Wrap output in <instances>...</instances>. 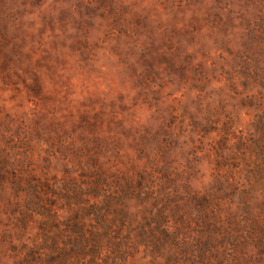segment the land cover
Masks as SVG:
<instances>
[{"label": "rangeland", "instance_id": "374dc122", "mask_svg": "<svg viewBox=\"0 0 264 264\" xmlns=\"http://www.w3.org/2000/svg\"><path fill=\"white\" fill-rule=\"evenodd\" d=\"M263 138L264 0H0L9 170L144 175L162 196L215 195L225 219L241 214L229 184L245 182ZM11 180L0 181V264L19 262L4 241Z\"/></svg>", "mask_w": 264, "mask_h": 264}, {"label": "trees", "instance_id": "16d2710c", "mask_svg": "<svg viewBox=\"0 0 264 264\" xmlns=\"http://www.w3.org/2000/svg\"><path fill=\"white\" fill-rule=\"evenodd\" d=\"M249 149L253 165L245 182L235 174L229 184L241 214L225 219L215 195L185 187V194L162 196L163 188L145 184L144 175L135 180L95 170L80 179L40 180L9 170L0 158L1 185L12 177L14 200L13 233L7 230L4 241L18 264H252L244 252L250 246L264 263V138ZM226 167L239 168L218 163ZM238 253L246 257L239 260Z\"/></svg>", "mask_w": 264, "mask_h": 264}]
</instances>
